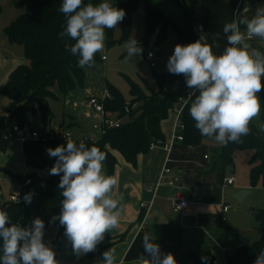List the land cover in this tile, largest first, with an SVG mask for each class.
<instances>
[{
	"label": "clouds",
	"instance_id": "obj_1",
	"mask_svg": "<svg viewBox=\"0 0 264 264\" xmlns=\"http://www.w3.org/2000/svg\"><path fill=\"white\" fill-rule=\"evenodd\" d=\"M59 11L66 17V24L58 35L75 41L66 44L65 50L78 56L80 68L94 65L96 54L105 48V30L116 28L126 15L125 10L107 0L97 4L63 0ZM198 27L199 39L177 44L167 70L186 78L187 87L194 90L190 96L198 93L189 114L200 134L223 146L239 143L251 134L250 125L262 112L259 93L264 91V52L249 41L264 40V6L258 7L251 18H234L223 25L227 46L219 55L208 43L203 26ZM124 47L126 59L142 52L135 38L126 41ZM257 126L264 132V122ZM47 152L49 157L57 158L49 174H62L58 185L63 197L61 211L52 221L58 220L63 226L77 257L95 252L105 234L119 226L123 211V197L113 195L117 178L107 175L104 169L106 153L95 145L88 147L72 139L66 140V146L49 148ZM23 199L30 204L32 193ZM44 234L45 223L39 217L21 226L11 223L9 214L0 210V264H59ZM154 241L155 237L144 234L142 244L147 256L141 255L139 264H178L172 253L162 254ZM101 264H116L114 248L102 253ZM253 264H264V250L256 255Z\"/></svg>",
	"mask_w": 264,
	"mask_h": 264
},
{
	"label": "trees",
	"instance_id": "obj_2",
	"mask_svg": "<svg viewBox=\"0 0 264 264\" xmlns=\"http://www.w3.org/2000/svg\"><path fill=\"white\" fill-rule=\"evenodd\" d=\"M140 0H123L112 5L125 10V18L120 22L121 37L116 39L115 28L106 29V39L109 46L117 41L122 42L130 38L133 12L137 9ZM241 10L249 3L259 0H239ZM63 0H16V6L25 11L8 26L5 34L11 43L22 45L26 59L29 63L19 65L7 82L0 86V94L9 100L5 114L0 115V150L5 151L9 139L7 134L15 124L22 128L32 126L31 116L39 114L43 123L48 125L46 140L48 148L60 145L66 146V140L62 138V129L53 126L54 113L50 100H59L69 93L84 88L87 70L93 68L97 62L103 60L98 52L92 67L80 68L78 56H73L65 50L66 44H74L68 37L61 39L58 35L64 30L66 17L59 11ZM102 0H84V3L97 4ZM180 5L185 6V22L179 24L166 12L157 9L150 4L146 6L145 36L139 46L146 48L152 36L157 35L156 44H162L168 36V30L172 27L179 36L180 44H188L199 39L201 31L195 26L193 15L189 6L178 0ZM3 8L0 4V14ZM148 53V52H147ZM158 89L150 93L136 82L131 83V99L126 100L121 91L108 84L111 94L104 99L107 112L122 114L127 119L119 126L108 129L98 140L83 142L86 146H97L106 153L108 175L114 176L117 158L113 151H118L124 158L136 165L140 153L150 151L152 142H164L165 134L162 130V122L166 120L180 98L187 97L194 90L186 85L183 75L171 74L167 71L155 73ZM175 86L173 89L171 87ZM198 94V93H195ZM195 94L191 95L184 107L181 120L184 124L183 143L190 146L203 144L205 138L195 128V122L189 114V109ZM264 99V91L259 93ZM136 104L129 113H126L127 103ZM119 116V117H121ZM251 134L241 138L239 143H229L227 146H219L212 149L213 163L211 171H224L227 166L234 162V155L241 149H253L255 151L253 162L258 161L251 170V181L256 184L264 177V132L252 121ZM79 144V140L74 141ZM31 183L28 185L26 194L32 193V201L27 203H15L5 200L0 205V210L9 214L11 223L28 226L31 221L39 217L49 225L54 223L59 227L58 241L65 238L64 228L58 220L52 218L58 216L61 211L63 199L58 187L61 175L43 177L38 173H30ZM21 177V176H19ZM18 177V178H19ZM256 218L260 224L261 237L244 246H239L237 251L228 256L226 264H253L256 255L264 250V210L256 211ZM10 226V225H9ZM162 236L179 242L183 228L179 225H165L162 227ZM2 242V238H0ZM2 255V253H0ZM181 264H220L208 247H201L190 253L182 254Z\"/></svg>",
	"mask_w": 264,
	"mask_h": 264
},
{
	"label": "crops",
	"instance_id": "obj_3",
	"mask_svg": "<svg viewBox=\"0 0 264 264\" xmlns=\"http://www.w3.org/2000/svg\"><path fill=\"white\" fill-rule=\"evenodd\" d=\"M181 1L186 3V0ZM251 4L257 9L261 6L258 4L264 6V0ZM239 5V0H191V14L197 28L204 25L203 17L208 19L214 26V31L219 34V45L226 47L227 40L222 31L223 25L236 18L240 9ZM246 8L249 12L248 5ZM261 41L264 45V40ZM3 46L0 49V86L7 82L12 71L19 65L27 64L22 45L11 43L6 36ZM253 46L258 48L255 44ZM86 92L88 88L77 89L66 97L54 101H63L65 104L70 100L73 109L78 112H81L80 109L83 106V114L90 119L93 111L88 104L89 97H84ZM261 102L260 117L264 122L263 98ZM6 105L8 106V103ZM50 105L52 108L51 100ZM52 110L53 126L55 128L61 126L59 128L62 129V133L71 132L70 129L74 131L75 128L77 131L71 133L78 139L95 133L93 123L91 130L84 133L81 114L68 113L65 107L58 114L53 108ZM170 115L172 120L167 124ZM170 115L162 122L166 139L176 121L173 111ZM30 119L32 122L39 121L40 127L37 129L31 126L27 129L28 131L44 132L49 128L43 123L39 114L31 116ZM205 140L198 146H190L178 141L168 156L162 149L140 153L136 165L128 162L118 151H113L117 158L114 177L118 181L113 195L116 198L123 197L120 224L110 233L105 234L104 241L98 245L95 252L80 257L73 253L66 236L62 241H58V225L54 223L45 225L43 239L55 251L59 264H101L102 253L109 248L116 250V264H139V257L147 256L142 244L145 233L155 237L154 242L159 245L161 253H172L178 264H181L182 254L200 250L201 247H208L220 264H226L228 256L233 255L240 246L237 238H229L227 233L241 232L250 236L251 242L261 237H254L246 228L239 229L226 224L230 221L227 214L231 212V208L228 212L223 211V205H230L224 191L228 188L230 194H235L240 188L235 186L236 180L233 184L224 185L227 179L225 171L210 170L213 163L212 149L221 144ZM46 142V139L32 137L24 141L18 138L9 139L6 150H0V195L4 186H9L10 194L15 189L19 176L30 173H38L43 177L50 176L49 169L55 164L57 158L49 157ZM206 155L208 158L205 157ZM166 158L173 173L180 175L181 182L178 190L189 200V205L185 209L176 210L169 199L175 188L164 183L156 189ZM104 169L108 175L105 163ZM222 216H226L227 221H222ZM169 224L183 228L184 234L179 242H173L162 236V227Z\"/></svg>",
	"mask_w": 264,
	"mask_h": 264
},
{
	"label": "rangeland",
	"instance_id": "obj_4",
	"mask_svg": "<svg viewBox=\"0 0 264 264\" xmlns=\"http://www.w3.org/2000/svg\"><path fill=\"white\" fill-rule=\"evenodd\" d=\"M15 1L16 0H0V4L3 8L0 14V49L4 47L3 45L6 39L5 27L25 11L24 8L17 7ZM120 1L123 0H107L110 4ZM102 2H104V0H102ZM149 4L169 14L177 23L181 24L185 22L186 9L184 8L185 6L179 4L178 0H140L137 9L133 12L130 38L126 41H129L131 38H135L140 43V41L144 38L147 20L145 19L146 6ZM186 4L189 6L188 8L191 12V0H186ZM258 5L263 6V4ZM248 6L250 11L246 14H243L240 11V13H237L236 18H251L255 14L256 8H254V5L251 3H249ZM203 19V30L204 34L207 35V41L209 44L213 45V52L219 55L223 52L225 46L219 45V38H217V32L214 31V26L208 21V19H205V17H203ZM121 34L122 31L119 23L115 28L114 36L118 39L121 37ZM156 36L157 35L152 36L149 45L146 48H142V52L139 56H134L132 59H126L127 50L124 47L126 41H117L115 44L109 46L106 39L103 52H99L101 57L105 56L106 58L97 62L93 68H89L87 70V78L84 88H88V92L84 94V97L97 96L103 99L108 91V84H112L118 88L126 100L131 99L130 89L132 82L139 84L146 91V93L157 90L158 84L155 79V73H163L167 71L166 66L168 59L174 52L175 46L180 44V42L178 38L179 36L172 27L169 28L167 39L162 44L155 43ZM249 43L257 45V49L264 52V45L259 38H253V40L249 41ZM150 50H159L158 54L161 60L155 67H151L149 60L146 58L147 52ZM27 63H29L28 59ZM174 87L175 86L171 87V89ZM7 103H9L8 98L0 94V115L5 114V107L7 106ZM51 104L57 114L60 110L62 111L64 107L65 111L68 113L70 112L75 115L81 114V121L84 122V129H82L84 133L91 130L92 123L97 118L94 113H92V117L90 119L86 118L83 114L84 107L82 106L80 109L81 112H78L73 109L70 100L64 104L63 101L57 102L51 99ZM135 105L136 104H130L128 102V110L126 109V113H129ZM108 113L112 117H119L122 115L114 112ZM260 116L254 120L255 123L258 124L259 122H262ZM125 119L127 118H124V120ZM171 120L172 118L170 115L167 124H169ZM32 126L39 129V121L36 120V122H32ZM70 130L71 132L77 131L75 128L74 131L73 129ZM42 139L44 140L45 138ZM205 141L212 142L214 140L207 138ZM254 154L255 151L251 148L238 150L234 156L235 160L232 164L233 170H230L231 165L227 166L224 170L227 179L229 177H234L236 180L235 186H239V191L249 190L250 194H248L243 201H238L234 197V194L229 193L228 188H226L224 192L226 194L225 196H227V201L230 205H232L231 212L227 214L230 221L226 224L232 227H238L239 229L246 228L250 230L254 237H259L261 235V231L259 221H257L256 218V211L264 210V177H262L256 184H253L251 181L252 167L258 164V161L253 162ZM9 189V186H4L2 188L0 205L9 198ZM253 209L256 210L254 211ZM0 245L2 246V242Z\"/></svg>",
	"mask_w": 264,
	"mask_h": 264
},
{
	"label": "built area",
	"instance_id": "obj_5",
	"mask_svg": "<svg viewBox=\"0 0 264 264\" xmlns=\"http://www.w3.org/2000/svg\"><path fill=\"white\" fill-rule=\"evenodd\" d=\"M240 8V5H239ZM246 14L248 12L247 8H244L241 10V8L238 10V13ZM152 54L151 56L149 54ZM106 57L103 56V59ZM146 58L149 60V64L151 67H155L160 62V57L158 54V50H150L148 51ZM111 94L109 91L106 92V96L101 99V97L97 96H91L89 97L88 104L92 108L93 113L96 115V119L93 121V128L95 130V133L89 135V136H83L81 138H74L71 132H63L62 138L64 140L72 139L73 141L79 140V141H88V140H98L102 135L110 128L119 127L123 122L125 117H112L109 115V113L105 109L104 105V99L106 97H109ZM191 98V96L188 94L187 97H182L179 100V103L174 107L173 112L176 115V121L173 127V130L171 131L169 137L164 142H152L150 145V150H157L162 149L163 152L167 153V156L171 152L174 144L176 142H182L183 137V130H184V124L181 120L182 114L184 113V107L187 104L188 100ZM128 110V107H126ZM92 117V115H91ZM48 129L44 132H38L35 130L28 131L25 128L20 127L18 124H15L13 126V129L7 134V139L12 138H18L22 141L26 140L29 137L32 138H47L45 135L47 133ZM208 158V155L205 156ZM169 158V157H168ZM168 158L165 160V164L162 168V171L159 175L158 182L156 184V189L164 184L167 183L173 188L180 187L181 178L180 175L173 173V169L167 164ZM17 184L15 189L9 194L8 201L15 202V203H24V196L26 194V190L28 185L32 181V177L29 174L22 175V177H19L17 179ZM235 182L234 177L225 179L224 185H230ZM170 201L172 202V205L176 210H182L185 209L189 205V200L187 197L180 193V190L175 192L174 194L169 196ZM231 205H223V211L228 212L230 210ZM222 221H227L226 216H222ZM58 260V259H57Z\"/></svg>",
	"mask_w": 264,
	"mask_h": 264
},
{
	"label": "water",
	"instance_id": "obj_6",
	"mask_svg": "<svg viewBox=\"0 0 264 264\" xmlns=\"http://www.w3.org/2000/svg\"><path fill=\"white\" fill-rule=\"evenodd\" d=\"M163 151V150H162ZM230 170H233V165L230 166ZM178 191V187H176L173 191V193L177 192ZM250 194V191L249 190H242V191H238L237 193L234 194V197L238 200V201H243L244 198ZM254 211L256 209H253ZM228 237L229 238H233V237H236L237 238V241H238V244L240 246H244L247 244H249L251 242V237L248 236V235H244L243 233L241 232H235V233H227ZM93 253V252H92Z\"/></svg>",
	"mask_w": 264,
	"mask_h": 264
}]
</instances>
